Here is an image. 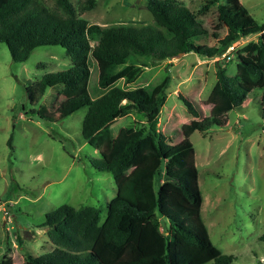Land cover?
<instances>
[{
    "label": "trees",
    "instance_id": "trees-1",
    "mask_svg": "<svg viewBox=\"0 0 264 264\" xmlns=\"http://www.w3.org/2000/svg\"><path fill=\"white\" fill-rule=\"evenodd\" d=\"M92 6L93 0H81L77 11ZM145 8L150 24L99 25L77 15L69 0H54L53 8L37 0H0V42L11 61H25L39 46H59L71 61L69 68L45 73L26 86L29 103L46 88L61 85L56 108L71 113L85 107L81 138L96 136L99 156L89 158V165L113 176L125 173L105 204L102 221L100 208L93 206L63 204L46 212L42 224L48 227L52 248L27 254L22 264H232L231 257L212 244L199 215L201 195L189 131L169 143L157 125L168 77L132 89L116 82L128 85L144 68L177 54L217 57L230 44L256 34L255 40L233 51L234 74H226L220 58L214 61L211 93L236 108L252 89L261 88L252 98L258 99L264 131V20L255 21L239 0H203L195 12L178 0H146ZM206 13L205 24L199 16ZM204 38L211 44L198 41ZM89 59L97 69L100 93L95 98L86 89ZM177 97L195 118V130L225 125L221 113L206 115L187 97ZM31 112L49 122L57 118L41 106ZM130 113L140 114L143 125H128L107 137L105 126ZM257 238L264 242V228Z\"/></svg>",
    "mask_w": 264,
    "mask_h": 264
},
{
    "label": "rangeland",
    "instance_id": "rangeland-1",
    "mask_svg": "<svg viewBox=\"0 0 264 264\" xmlns=\"http://www.w3.org/2000/svg\"><path fill=\"white\" fill-rule=\"evenodd\" d=\"M37 1L48 8L54 7V0ZM69 1L77 11L81 0ZM178 1L194 12L203 2ZM145 2L93 0L91 8L76 14L99 25L150 24L152 17ZM239 2L255 21L264 20V0ZM208 14L199 16L205 24ZM253 40L254 36L249 35L234 42L229 59L220 55L206 59L185 53L144 68L128 85L122 80L116 82L132 89L149 87L168 77L158 127L169 143L178 142L183 130L189 131L186 137L194 149L203 199L201 217L210 241L231 257L232 264H264L259 261L264 260V242L257 238L264 228V131L258 99L252 98L262 89H252L239 107L226 105L211 93L215 82L213 63L220 58L226 74H234L233 51ZM198 41L211 44L208 38ZM89 43L93 45V39ZM70 66L68 55L59 46L36 47L25 61L13 62L0 42V203H11L5 209L6 214L0 205V263L22 264L27 254L36 256L49 251L52 245L46 236L48 227L42 224L44 214L60 205L99 207L102 221L105 204L115 195L120 182V176L97 171L89 165V158L99 156L94 147L96 136L88 140L81 138L85 107L71 113L56 108L61 104V85L46 88L33 103L26 98V86L37 83L45 73ZM88 67L86 89L90 98H95L100 89L92 59L88 60ZM178 93L206 115L221 113L226 124L212 126L204 132L195 130L191 127L195 118L187 113ZM40 106L52 111L56 120L49 122L31 112ZM140 117L138 113H130L112 120L104 128L106 136L114 137L120 128L128 125L141 127Z\"/></svg>",
    "mask_w": 264,
    "mask_h": 264
},
{
    "label": "built area",
    "instance_id": "built-area-1",
    "mask_svg": "<svg viewBox=\"0 0 264 264\" xmlns=\"http://www.w3.org/2000/svg\"><path fill=\"white\" fill-rule=\"evenodd\" d=\"M231 50H233V43L230 44L229 46H227L226 49L220 54V56L222 58L229 59V57H230L229 56V53H230ZM213 58H216V57H213ZM0 205L2 206V209H3L4 214H6V210L5 209H7L11 205V203H10V201L1 202ZM259 261L264 262V260L262 258H260Z\"/></svg>",
    "mask_w": 264,
    "mask_h": 264
},
{
    "label": "crops",
    "instance_id": "crops-1",
    "mask_svg": "<svg viewBox=\"0 0 264 264\" xmlns=\"http://www.w3.org/2000/svg\"><path fill=\"white\" fill-rule=\"evenodd\" d=\"M263 32H264V29H263ZM252 36H254V40H255V38H256V34H254V35H252ZM166 62H168L169 60H165ZM144 87H145V85H144ZM247 99H245L243 102H242V104L246 101ZM241 104V105H242ZM240 105V106H241ZM160 110H161V108H160ZM161 113V111H159V114ZM159 114H158V117H159ZM226 124V123H225ZM108 125V124H107ZM106 125V126H107ZM157 125H159V118H158V120H157ZM124 176H125V173H122L121 174V177H120V179L122 180L123 178H124ZM197 182H198V175H197ZM202 201H203V199H201ZM202 201H201V205H202ZM201 205H200V212H199V215H200V218H201V220H202V222H203V224H204V221H203V219H202V217H201ZM204 226H205V224H204Z\"/></svg>",
    "mask_w": 264,
    "mask_h": 264
},
{
    "label": "water",
    "instance_id": "water-1",
    "mask_svg": "<svg viewBox=\"0 0 264 264\" xmlns=\"http://www.w3.org/2000/svg\"><path fill=\"white\" fill-rule=\"evenodd\" d=\"M181 54H177L176 57L180 56Z\"/></svg>",
    "mask_w": 264,
    "mask_h": 264
}]
</instances>
